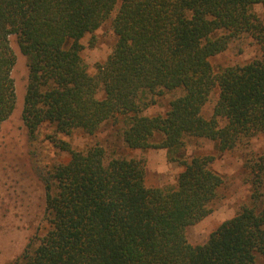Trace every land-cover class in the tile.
<instances>
[{
  "label": "trees",
  "instance_id": "trees-1",
  "mask_svg": "<svg viewBox=\"0 0 264 264\" xmlns=\"http://www.w3.org/2000/svg\"><path fill=\"white\" fill-rule=\"evenodd\" d=\"M257 9L264 0H0V127L16 105L13 37L27 68V135L48 127L49 142L68 156L40 170L46 228L17 264H264L263 156L247 159L249 203L202 244L186 237L223 185L215 157H188L189 144L210 142L222 154L264 136ZM108 21L116 41L90 73L82 40ZM246 38L258 56L215 72L210 60ZM165 96V111L146 115ZM118 123L122 148L165 150L181 168L174 186H147L144 157L69 141Z\"/></svg>",
  "mask_w": 264,
  "mask_h": 264
},
{
  "label": "rangeland",
  "instance_id": "rangeland-1",
  "mask_svg": "<svg viewBox=\"0 0 264 264\" xmlns=\"http://www.w3.org/2000/svg\"><path fill=\"white\" fill-rule=\"evenodd\" d=\"M257 13L264 22V11L257 9ZM9 41L16 60L11 71L16 105L12 115L0 127V264H17L29 241L44 233L45 194L38 176L41 169L47 170L58 162L68 161V156L54 148L46 137L51 132L48 127L40 129L34 140L27 135L21 120L27 68L15 39L11 37ZM115 41L110 21L103 24L93 36H86L82 40V58L90 73L94 72L95 64L106 60ZM258 54V47L251 39H240L233 42L226 52L212 58L210 63L213 70L218 72L226 66L245 64ZM168 100L169 96L161 98L157 105L147 110L146 115L163 113ZM210 110L211 106H208L205 114L208 115ZM120 125L108 124L92 138L77 133L69 141L78 149L98 141L107 149H114L123 155L144 157L147 186H174L181 168L167 162L163 149L131 151L122 148L117 134ZM250 144V149L240 148L222 154H218L210 142L193 141L189 144L186 155L214 156L211 168L223 179L218 198L211 204V213L186 230L191 245L205 242L221 223L234 217L242 205L249 203L252 176L247 159L252 156L264 157V136L254 137Z\"/></svg>",
  "mask_w": 264,
  "mask_h": 264
}]
</instances>
